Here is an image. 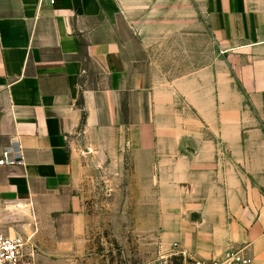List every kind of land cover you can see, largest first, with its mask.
I'll return each instance as SVG.
<instances>
[{
	"label": "crops",
	"instance_id": "0c3cea01",
	"mask_svg": "<svg viewBox=\"0 0 264 264\" xmlns=\"http://www.w3.org/2000/svg\"><path fill=\"white\" fill-rule=\"evenodd\" d=\"M99 162L170 252L264 264V0H0V227L81 264Z\"/></svg>",
	"mask_w": 264,
	"mask_h": 264
},
{
	"label": "rangeland",
	"instance_id": "374dc122",
	"mask_svg": "<svg viewBox=\"0 0 264 264\" xmlns=\"http://www.w3.org/2000/svg\"><path fill=\"white\" fill-rule=\"evenodd\" d=\"M131 184L136 183L128 163L90 166L82 191L91 248L81 264H149L160 254L170 253L164 248L167 229L160 226L159 213L129 210V203L140 204L144 199ZM173 262L181 264L177 256Z\"/></svg>",
	"mask_w": 264,
	"mask_h": 264
},
{
	"label": "built area",
	"instance_id": "2783aa9c",
	"mask_svg": "<svg viewBox=\"0 0 264 264\" xmlns=\"http://www.w3.org/2000/svg\"><path fill=\"white\" fill-rule=\"evenodd\" d=\"M173 248L170 253L160 254L149 264H174L173 257L176 256L180 258L181 264H253L246 249H232L218 259L202 260L191 257L183 249H178L177 243ZM38 255L39 249L33 237L10 235L0 227V264H39Z\"/></svg>",
	"mask_w": 264,
	"mask_h": 264
}]
</instances>
